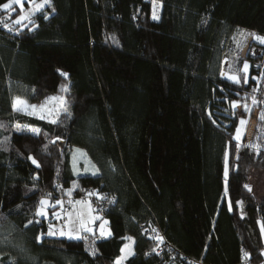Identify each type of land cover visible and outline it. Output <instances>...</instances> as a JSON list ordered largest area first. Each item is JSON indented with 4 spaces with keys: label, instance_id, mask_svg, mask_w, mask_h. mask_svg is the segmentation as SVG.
<instances>
[{
    "label": "trees",
    "instance_id": "obj_1",
    "mask_svg": "<svg viewBox=\"0 0 264 264\" xmlns=\"http://www.w3.org/2000/svg\"><path fill=\"white\" fill-rule=\"evenodd\" d=\"M154 1L156 20L151 0H50L21 25L15 5L0 10V264H115L128 238L123 264H163L145 255V220L190 258L260 261L264 195L245 186L264 151L233 138L243 104L231 102L248 95L223 61L236 31L264 36V0ZM61 90L55 124L13 112V97L38 104ZM75 149L96 175L74 174ZM82 189L103 196L111 235H46L41 198Z\"/></svg>",
    "mask_w": 264,
    "mask_h": 264
},
{
    "label": "rangeland",
    "instance_id": "obj_2",
    "mask_svg": "<svg viewBox=\"0 0 264 264\" xmlns=\"http://www.w3.org/2000/svg\"><path fill=\"white\" fill-rule=\"evenodd\" d=\"M151 1H152V14H153V4L155 3L157 5L156 11H157V14L159 15L160 3L157 1H154V0H151ZM42 2H43V0H32V3L30 4L29 0H24V12L23 13L21 12L20 7L18 5H15L20 12H19V15L16 18H14V20L11 23L16 24L15 20L18 19V17L21 14L27 15L29 12H34L35 11V5L38 3H42ZM49 2H50V0H48V3L44 4V7L47 4H49ZM44 7H43V9H44ZM39 12H41V11H39ZM39 12H35V14H37ZM34 15H32L31 18ZM28 22H29L28 20H25L21 24H23V23L26 24ZM256 37H264V36L258 35L256 33H254L253 31H250V30H244L243 29V30L236 31V33L234 35V46H233L234 52L230 56H228L227 59H224V61H223V64L225 66V78L226 79H228L227 77L229 75L238 76V74H241L240 69L238 68V63H237L238 61H237V58L234 55V53H239L244 48L246 50L247 48H250L252 46L262 48L260 45H263V44L260 43V41L257 40ZM239 66H240V63H239ZM229 81H231V80H229ZM231 82H233V81H231ZM47 97H56V99L48 100L43 109L38 108L37 113L35 115H31V116H35V117L40 118V116L43 115V117H44L43 119L46 121H52V120L56 119V117L59 115V113L63 110V107L65 106L64 98H63V91L61 90L59 93L52 94V95H49ZM46 98L41 103L34 104V105H41L42 103L45 102ZM235 101L238 103V105L244 104L243 101L241 102V100H235ZM62 102H63V106H62ZM28 103L32 104L30 102H28ZM18 113H23V112H18ZM26 115H28V114H26ZM241 119L246 121V123L244 125L240 124ZM17 125H19L21 129H23L22 131L31 132L28 129L32 128V126L15 124V130H17ZM247 125L251 126L250 120H248L247 115L240 114L238 117V120H237V125L235 127L234 134H233V138L237 144L243 145V143L245 142L246 138L243 140V136L245 133L249 134V132H250V127L248 126V129H247ZM238 128L240 129L239 134L237 133ZM238 135H239V139H237ZM72 169H73V172L75 175H80V174H84V173H92L93 171H95V168L90 163L85 152L83 150H80V149H75L73 151ZM85 169H87V171H85ZM246 186H247V189L249 190V192H251L256 197H261L264 195V167H252V168H250V171H249V174L247 177ZM69 195H70V193L67 192L66 197ZM43 198L48 201V204L43 206V208H41V206L39 204V206L36 210V213L38 210H42L45 213L44 215H37V217L45 220V223L47 226V231L45 234L47 235V233L49 232V226L51 225L52 231H54L56 233V235H53V236H61V235H59V232L61 230L66 232L68 230V227H70L68 220L59 221V214L60 215L63 214V208L65 205V202L61 199L58 200V201H62V204H59L58 207L55 206L56 207L54 209L55 213L52 215L53 220L50 221L49 220L50 215H49L48 208L51 205L52 200H50L49 197H47V196L43 197ZM52 204L55 205L56 203L52 202ZM242 210H243V206L240 202V212L241 213H242ZM76 212L79 215V219L76 220L77 227H79V221L81 219H83L86 223H88V227H91L93 229V231L97 232V234L100 238H107L109 236V235H107V233H110V229L108 227V222H107L106 218H104L103 214L100 211L95 210V208L92 206V204L89 200L83 201L81 203H77L76 205H74L72 212H69V213L74 214ZM93 217H99L100 219L93 220L92 219ZM105 221L107 223H105ZM102 224L104 225L103 231L106 234L103 237L100 234ZM84 233H86V232H84ZM80 235H81V233H80ZM49 236H52V235H49ZM64 237L69 238L66 235ZM69 239H78V238L73 237V238H69ZM132 245H133L132 239H127L126 243L122 246L124 251L123 252L121 251L120 255L116 258V261L119 259L120 264H123L125 259L133 254Z\"/></svg>",
    "mask_w": 264,
    "mask_h": 264
},
{
    "label": "built area",
    "instance_id": "obj_3",
    "mask_svg": "<svg viewBox=\"0 0 264 264\" xmlns=\"http://www.w3.org/2000/svg\"><path fill=\"white\" fill-rule=\"evenodd\" d=\"M260 47L252 46L247 48L244 53H234L236 58L240 60V80L246 89L248 99L241 107V113L247 115L250 120V132L246 136L243 146L250 151H264V45ZM247 62L248 69L243 70L244 63ZM245 78L247 83L244 82ZM246 106V107H245ZM102 195L97 194L93 189H82L74 195H69L64 205V216L61 221L66 219L67 213L73 210L77 201L83 202L89 200L95 210L102 212L104 204ZM144 234L150 242V247L145 255L156 256L163 264H211L202 260L193 259L178 251L165 237L163 231L153 220H145L139 223ZM162 238V240H161ZM264 249L261 252L259 262H249L248 252L240 255L236 264H264Z\"/></svg>",
    "mask_w": 264,
    "mask_h": 264
},
{
    "label": "snow or ice",
    "instance_id": "obj_4",
    "mask_svg": "<svg viewBox=\"0 0 264 264\" xmlns=\"http://www.w3.org/2000/svg\"><path fill=\"white\" fill-rule=\"evenodd\" d=\"M29 3L31 4L32 0H29ZM46 3H48V0H43L42 3L36 4L34 12H29L27 15L21 14L18 17V19L15 20V23L16 24H21L25 20H28L29 22H31V19H30L31 16L34 15L35 12L41 11L43 9V7H44V4H46ZM13 5H18L20 7L21 12L22 13L24 12V0H8V2L0 4V10H10V9L14 10L13 9ZM156 8H157V5L154 3L153 4V16H152V18L154 20L159 19V16L157 14ZM45 19H47L46 16H45ZM5 27L7 28L9 26L5 25ZM9 30L11 31V28H9ZM256 39L259 40L260 43L264 44V37H256ZM248 67L249 66H248L247 62H245L244 66H243V70L246 72ZM61 75L67 76L66 73H61ZM222 75H224V73H222ZM227 78L229 80L233 81L234 83H239L240 82V78L238 76L229 75ZM244 82L247 83V79L246 78H245ZM62 90L63 91H67V86H62ZM53 99H56V97H47L45 102L42 103L41 105H34V104H29L26 99L16 96V97H13V99H12V109H13V112H23L24 114H28V115H35L37 113V109L38 108L39 109H43L45 107L47 101L48 100H53ZM62 106H63V102H62ZM231 107L235 109L236 107H238V103L236 101H232L231 102ZM63 110L67 111V108L63 107ZM40 118L43 119L44 118L43 115H41ZM262 118H264V117H262ZM50 122L53 123V124L57 123L56 120H52ZM245 123H246L245 120H243V119L240 120V124L241 125H244ZM17 130L18 131H22L23 129H21L20 126L17 125ZM28 130L31 131L32 133L36 134V135H39L41 133V129L35 128V127L29 128ZM239 132H240V129L238 128L237 129V133L239 134ZM57 139H59V138H57ZM237 139H239V135L237 136ZM52 143H55V141H52ZM29 159L32 160V163L34 165H36L37 167H40V165L38 164V162L34 158L29 157ZM85 171H87V169H85ZM92 175H96V171H93ZM225 175L227 176V170L225 172ZM245 187H247V186H245ZM56 203L57 204H62V201H57ZM76 203H81V202L77 201ZM39 204H40L41 208H43V206L48 204V201L46 199L42 198L39 201ZM36 214L37 215H44L45 213L42 210H38ZM67 215L69 216L70 227H68V230L66 232L61 230L59 232V235H61V236H65L66 235L69 238L75 237V238L84 239L86 237L81 236L80 235L81 232H93V229L91 227H88V223H86L83 219H81L79 221V227H77L76 222L72 221V219H71L72 214L71 213H67ZM92 219L96 220V219H100V218L99 217H93ZM29 223H32V221H29ZM105 223H107V222L105 221ZM103 228H104V225L102 224L101 225V233H100L102 237L106 235L105 232L103 231ZM262 230H264V226H262ZM47 235H56V233L54 231H52L51 225L49 226V232L47 233ZM107 235H111V233H107ZM40 239H41V237L38 236L37 237V241H39ZM128 239H131V238H128ZM161 240H162V238H161ZM121 251L123 252L124 249L122 248ZM262 254H264V253H262ZM115 264H120V260L118 259L115 262Z\"/></svg>",
    "mask_w": 264,
    "mask_h": 264
},
{
    "label": "crops",
    "instance_id": "obj_5",
    "mask_svg": "<svg viewBox=\"0 0 264 264\" xmlns=\"http://www.w3.org/2000/svg\"><path fill=\"white\" fill-rule=\"evenodd\" d=\"M68 197V196H67ZM42 199V198H41ZM50 200H52L51 198H49ZM58 200H60V199H57V200H55V201H51V205L49 206V208H48V211H49V215H50V217H49V220L51 221V220H53V214L55 213V208L56 207H58V205L59 204H57L56 202L58 201ZM61 200H63V199H61ZM63 201H65V200H63ZM52 202H54V203H56L55 205H53L52 204ZM56 206V207H55ZM72 212V211H71ZM72 214V216H71V219H72V221H75L76 222V220H78L79 219V215H78V213L76 212V213H71ZM37 215V214H36ZM62 216H64V208H63V214H59V221H61L60 220V218L62 217ZM37 219H41V218H39V217H37ZM66 220H68V222H69V216L68 215H66V219L64 220V221H66ZM84 232H81V236H82V234H83Z\"/></svg>",
    "mask_w": 264,
    "mask_h": 264
},
{
    "label": "water",
    "instance_id": "obj_6",
    "mask_svg": "<svg viewBox=\"0 0 264 264\" xmlns=\"http://www.w3.org/2000/svg\"><path fill=\"white\" fill-rule=\"evenodd\" d=\"M244 51H245V48L242 50V52L244 53Z\"/></svg>",
    "mask_w": 264,
    "mask_h": 264
}]
</instances>
